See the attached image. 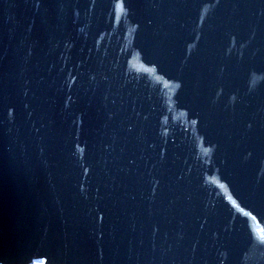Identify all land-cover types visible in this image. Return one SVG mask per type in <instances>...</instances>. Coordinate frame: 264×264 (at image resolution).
I'll use <instances>...</instances> for the list:
<instances>
[{
    "label": "water",
    "instance_id": "water-1",
    "mask_svg": "<svg viewBox=\"0 0 264 264\" xmlns=\"http://www.w3.org/2000/svg\"><path fill=\"white\" fill-rule=\"evenodd\" d=\"M0 264H264V0H0Z\"/></svg>",
    "mask_w": 264,
    "mask_h": 264
}]
</instances>
